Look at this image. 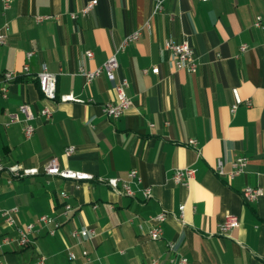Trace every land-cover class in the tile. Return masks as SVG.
<instances>
[{"label":"crops","instance_id":"crops-1","mask_svg":"<svg viewBox=\"0 0 264 264\" xmlns=\"http://www.w3.org/2000/svg\"><path fill=\"white\" fill-rule=\"evenodd\" d=\"M90 1L11 0L4 10L0 0V31L7 35L0 46V86L5 72L18 75L6 98L0 94V163L40 172L19 180L0 174V210L17 209L18 228L34 224L27 247H0V263L36 264L42 255L46 264H176L181 258L187 264H264V0H163L154 15L158 0H95L86 17H69ZM37 16L52 18L35 24ZM138 30L140 38L116 53ZM167 41L190 44L195 74L176 70L168 53L161 54ZM243 44L248 50L240 52ZM31 51L29 73L23 74ZM115 53L113 82L101 75L87 83L78 75V68L94 71ZM43 67L57 76L58 97L82 101L48 104L49 120L39 116L47 104L36 81ZM152 67L158 74H143ZM123 80L132 107L113 120L103 108L117 102L113 86ZM235 92L251 106L243 103L232 112ZM24 104L33 118L30 138L22 124L6 126L13 115L23 119ZM189 140L197 142L198 151ZM67 148H74L70 156L64 155ZM238 157L247 159L242 174L232 180L216 174L217 162L227 174ZM52 158L60 168L92 179L76 186L43 175ZM184 168L196 169L187 186L173 180ZM132 170L140 178L131 185L134 198L98 181L124 180ZM246 187L260 188L263 195L248 203L241 194ZM145 188L152 195L147 201ZM62 191L72 207L66 216ZM162 212L167 215L162 236L150 240L153 218ZM41 216L61 222V230L49 236L37 223ZM228 216H236L239 224L220 235L218 227ZM83 228L93 229L96 237L70 238L72 230ZM3 236L15 239L17 233L0 218Z\"/></svg>","mask_w":264,"mask_h":264},{"label":"built area","instance_id":"built-area-1","mask_svg":"<svg viewBox=\"0 0 264 264\" xmlns=\"http://www.w3.org/2000/svg\"><path fill=\"white\" fill-rule=\"evenodd\" d=\"M199 2H209L210 0H198ZM11 0H1L3 9L6 10L10 6ZM96 6V1L92 0L88 2L81 10L77 13H71L69 14V17L72 20H76L79 17H86L88 13L93 10V8ZM163 7V0L156 1L152 15L159 13L162 10ZM50 16H37L33 18V22L35 24H40L44 22L45 20L51 19ZM261 19L257 18L254 25L255 27L260 26ZM146 29H149V24L146 23L145 25ZM141 36V31L138 30L136 32H133L126 36L122 42V44L118 47L116 50V53L121 52L124 50V48L132 43L137 41ZM7 41V35L0 31V46H3L6 44ZM240 52H245L248 50V46L246 44H243L239 48ZM116 53L113 54L102 66L95 69L94 71H85L83 67L78 68V75L82 76L87 83H91L97 78H99L101 75H105L111 82H113V74L118 68V63L116 59ZM170 56L171 61L175 67L176 70H182L187 72L188 74H195L197 71L198 64L196 62V56L194 54V51L189 43L183 42L180 44H175L171 41H167L164 43L163 48L161 49V54H167ZM34 53L28 52L26 53V64L23 66L22 73L28 74L29 73V61L33 57ZM85 56L87 59H91L93 57V54L91 51H86ZM158 74V68L152 67L151 69H145L143 70V74ZM18 79V75L13 72H5L2 75V82L0 86V94L3 98H6L8 93V86L16 81ZM36 81L39 88V91L41 93V96L43 100L47 103L39 112V116L45 118L46 120L51 119L52 117V109L48 104H54L56 102L59 103H67V102H75V103H82L81 100L74 98L72 95H60L57 96L56 92V83H57V76L50 73L46 67H43L42 70L36 75ZM127 82L125 80L121 81L119 84H115L113 86L114 91L117 94L118 100L114 104H108L103 108L104 114L113 120L119 119L127 110H129L132 107V101L131 99L126 95V88H127ZM245 104L247 107L251 106V102L247 100L246 102H243L240 100V98L237 96L235 92V104L232 106L231 110L232 112L235 111V109L240 104ZM20 113L23 116V119H19L18 116L13 115L10 117V122L6 124V126H9L13 123H19L22 124V132L26 138H30L34 133V128L31 125L32 116L29 112V108L27 105H22L20 107ZM188 146L192 147L193 149L198 151L197 142L195 140H189L187 142ZM74 152V148H67L64 151L65 156H70ZM247 159L243 157L236 158L231 163V170L227 174L223 170V164L219 161L217 162L215 172L219 177L227 176L229 180L234 179L236 176L242 174L244 172V168L246 167ZM7 174L10 176L11 180H19L26 177H32L37 176L40 174V172L36 168H24L18 164L5 167L0 163V174ZM42 174L47 177H53V178H60L63 180L72 181L76 184V186L79 185V182L81 181H88L92 179V176L85 174L83 172H77L72 171L68 169H62L57 163V160L55 158L50 159L46 166L44 167ZM196 175V169L194 168H184V169H178L174 172L173 180L176 184H180L183 186H187L190 181L194 179ZM99 182L106 185L110 190L117 193L118 195L134 198L135 192L133 191L131 185L136 182H140V178L138 176L137 171L132 170L127 174L126 179L120 180L118 178H111L107 180L99 179ZM11 181H9L10 183ZM142 196L145 201L152 198L151 190L150 188H145L141 190ZM243 199L248 202H256L262 195L263 191L260 188H251L246 187L241 192ZM60 198L62 200V209H63V216H66L68 213L72 211V207L68 202L69 196L67 192L62 191L60 192ZM95 208V207H93ZM180 213L183 212V206L179 208ZM16 215H17V209H1L0 210V218L4 222V224L8 227L15 228L17 237L15 239H11L7 236H3L0 239V247L2 246H8L12 243H16L19 247H27L30 243L29 241V235L34 230V224H29L25 226L24 228H18L16 224ZM167 215L162 212L157 214L153 218V225L148 231L147 235L150 240L156 241L159 240L162 236V224L166 221ZM37 223L42 225L43 227L47 228V234L49 236H54L58 231L61 230L62 224L61 222L57 221L55 218H51L49 216H41L38 218ZM239 224V220L236 216H228L224 223H222L219 227V234L225 235L228 232H230L232 229L236 228ZM96 237V233L93 229L90 228H83V229H75L72 230L70 233V238L73 240L82 242L86 240H93ZM168 250L173 251L174 245L168 244ZM82 258L90 263L91 259L89 258V255L87 251L83 250L81 252ZM68 258L70 261H74L76 259L75 255L73 253H68ZM1 264V263H0ZM36 264H46V258L42 255H40L37 260ZM147 264H158L156 260H151ZM176 264H187V260L185 258H181Z\"/></svg>","mask_w":264,"mask_h":264}]
</instances>
